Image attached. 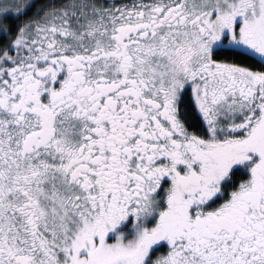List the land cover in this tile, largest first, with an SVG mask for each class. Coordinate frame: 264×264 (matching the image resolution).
Wrapping results in <instances>:
<instances>
[{
	"label": "snow or ice",
	"instance_id": "obj_1",
	"mask_svg": "<svg viewBox=\"0 0 264 264\" xmlns=\"http://www.w3.org/2000/svg\"><path fill=\"white\" fill-rule=\"evenodd\" d=\"M0 264H264V0H0Z\"/></svg>",
	"mask_w": 264,
	"mask_h": 264
}]
</instances>
